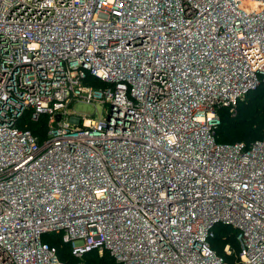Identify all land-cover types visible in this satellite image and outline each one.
<instances>
[{"label": "built area", "instance_id": "obj_1", "mask_svg": "<svg viewBox=\"0 0 264 264\" xmlns=\"http://www.w3.org/2000/svg\"><path fill=\"white\" fill-rule=\"evenodd\" d=\"M259 84L264 0H0V264H264V127L215 138Z\"/></svg>", "mask_w": 264, "mask_h": 264}, {"label": "trees", "instance_id": "obj_2", "mask_svg": "<svg viewBox=\"0 0 264 264\" xmlns=\"http://www.w3.org/2000/svg\"><path fill=\"white\" fill-rule=\"evenodd\" d=\"M87 79L92 80L93 82L95 81L91 78H87ZM94 83L95 84H103L100 81H95ZM238 104H239V106L240 105L245 106V108H246V113L243 115L246 118V126H248L249 129L241 132L242 135L239 136L241 139L230 137L231 139L223 140L222 138H220L219 135L221 134L220 130H221L222 126L227 127L229 125L227 130H229L228 132H230L232 129H235L237 126H240V125L236 123L235 118L230 120V121H225L224 115H222L221 112H223V110L226 107H219L217 109V111H218V115L220 118V122H219V124L216 128V132H215V138L217 141H219V142H233L236 140H242L247 144L251 140L261 136L262 129L264 127V85L259 84L254 89L246 92L244 97L242 98V100L237 101V105ZM225 123H227V125H225ZM31 128L34 131H36L37 127L32 125ZM227 138H229V137H227ZM233 232H234L233 229H231L228 226H220V228L217 229L216 238L212 242L217 253L222 254L221 245L225 241L229 242V244L232 248H235V249L237 248L235 241L233 239ZM221 235H224V237L221 238ZM46 238L49 241L52 240L55 242V244L58 247L59 255L62 259L68 260V261L72 260L71 256L68 253V245L62 244V245L58 246V241H56L57 239L52 238L49 235H47ZM223 255H224V260L226 262H228V263L233 262V256L232 255H228V254H223ZM82 259L84 262L89 263V264H115L113 259L107 254V252H103L101 255H98L95 251L86 252V253H84Z\"/></svg>", "mask_w": 264, "mask_h": 264}, {"label": "rangeland", "instance_id": "obj_3", "mask_svg": "<svg viewBox=\"0 0 264 264\" xmlns=\"http://www.w3.org/2000/svg\"><path fill=\"white\" fill-rule=\"evenodd\" d=\"M240 100H242V98ZM238 106L239 104L237 105L236 103L233 106V108H225L223 112H221V114L224 115L225 121H230L235 118L236 123L240 125L237 126L235 129H232L230 132H228L229 130H227L229 125L227 127H223L221 125L222 126L220 130L221 134L219 135V137L222 138L223 140L231 139L230 137L241 139L239 137L240 135H242L241 132L249 129V127L246 126V118L243 115L246 113V108L245 106H241V105L239 107ZM105 107L106 104H104V106H101L100 103L93 104V103L77 101V100L71 103V108L74 111L85 113L86 115L93 117H96L99 114V112L102 111ZM225 125H227V123H225Z\"/></svg>", "mask_w": 264, "mask_h": 264}]
</instances>
